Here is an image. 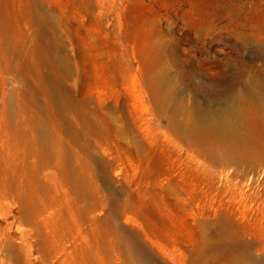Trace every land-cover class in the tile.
I'll return each instance as SVG.
<instances>
[{
	"label": "rangeland",
	"instance_id": "obj_1",
	"mask_svg": "<svg viewBox=\"0 0 264 264\" xmlns=\"http://www.w3.org/2000/svg\"><path fill=\"white\" fill-rule=\"evenodd\" d=\"M257 93L264 0H0V264H264V111L181 129Z\"/></svg>",
	"mask_w": 264,
	"mask_h": 264
},
{
	"label": "bare ground",
	"instance_id": "obj_2",
	"mask_svg": "<svg viewBox=\"0 0 264 264\" xmlns=\"http://www.w3.org/2000/svg\"><path fill=\"white\" fill-rule=\"evenodd\" d=\"M169 92H170V90L167 89L166 86H158L156 94H157V96H158L160 101H166L167 100V96H169L168 95ZM253 105L257 106V108H259L262 111H264V93L263 94H259V93L253 94L252 97L247 99V100L245 98H243V96L236 95L233 98L229 99L228 101L224 102L222 106H219L218 108H214L213 111H204L202 109H196L195 112L190 113L187 116V118L184 120V122L181 123V129L185 132V135L187 134V135L199 137L201 139H209L215 145H217L215 142H218L219 140H220V142L222 141L223 142V146L221 148H218V147L215 146L217 151H218V149L220 150L219 153L222 156H227V155H230V154L233 155L232 154V152H233L232 149L233 148H236L235 151H238V152L241 153V152H244L247 149V147L245 146V144H247V143L244 140L238 138V136L236 135L237 133L235 131V126L231 123V119L234 118L237 122L238 121L240 122L241 120H245V122H244L245 123V128L248 131L247 132V136L248 137H250V136L252 137V135H254L256 133V131L259 130V129H256V127H254L255 125L249 121V118H250L249 117L250 116L249 112L251 111L250 108ZM176 110L186 111L184 109V107H182V106H180L178 104L175 106V111ZM258 121H260V120H258ZM257 124H259L258 127H261V128L264 129V119H262V121H260V123H257ZM67 132H68V130H67ZM52 139H54V138H52ZM44 141H47V140H44ZM212 147H214V146H212ZM69 159H71V158H69ZM63 161H64V159H63ZM71 161H72V159H71ZM71 167L73 168V166H71Z\"/></svg>",
	"mask_w": 264,
	"mask_h": 264
}]
</instances>
